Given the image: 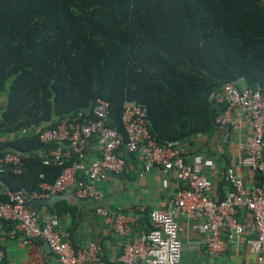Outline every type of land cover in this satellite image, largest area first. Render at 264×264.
Segmentation results:
<instances>
[{
  "label": "trees",
  "instance_id": "obj_1",
  "mask_svg": "<svg viewBox=\"0 0 264 264\" xmlns=\"http://www.w3.org/2000/svg\"><path fill=\"white\" fill-rule=\"evenodd\" d=\"M237 82L264 87V0H0V158L27 154L19 174L0 171V198L41 193L71 163L50 161L54 145L30 126L53 128L102 99L106 126L123 134L134 102L158 145L179 146L211 134L208 96Z\"/></svg>",
  "mask_w": 264,
  "mask_h": 264
},
{
  "label": "built area",
  "instance_id": "obj_2",
  "mask_svg": "<svg viewBox=\"0 0 264 264\" xmlns=\"http://www.w3.org/2000/svg\"><path fill=\"white\" fill-rule=\"evenodd\" d=\"M208 100L218 110L214 119L217 128L233 125V111H240L247 118L248 133L240 137L236 147L242 154L240 167L249 181V188H245L233 168H228L224 176L228 192L222 198L213 197L211 182L200 173L195 156L190 163L176 144L158 145L149 135L143 106L134 102L123 104L120 120L124 132L120 134L105 124L108 103L96 99L89 109L60 119L53 128L30 126L24 130H32L42 144L54 145L48 153L54 164L71 163L62 169L52 184H40L41 193L24 189L4 192L6 200L0 198V238L11 239L17 230L23 245L34 240L42 241L59 264H104L96 243L90 242L83 249H74L68 232L60 228L56 214H50L39 222L27 203L32 199L61 194L76 183L74 196L94 202L93 213L102 218L113 233L125 236L135 216L132 212L112 214L98 205L101 194L97 188L107 176L117 177L123 173L125 153L140 159L142 174L153 166L162 175L172 174L178 188L167 200L169 210L150 211V229L124 242L117 258L119 263L179 264L181 243L174 217L180 215L195 221L204 234L205 255L220 254L228 246L237 250L242 241L253 257L252 264H264V87L251 89L226 83L220 90L211 92ZM89 142L98 147V155L85 163ZM26 156L19 152L5 153L0 158V171L8 169L19 174ZM76 172H82L85 179L76 180ZM238 208L249 214V221L236 218ZM1 223L12 224L13 229L3 228Z\"/></svg>",
  "mask_w": 264,
  "mask_h": 264
},
{
  "label": "crops",
  "instance_id": "obj_3",
  "mask_svg": "<svg viewBox=\"0 0 264 264\" xmlns=\"http://www.w3.org/2000/svg\"><path fill=\"white\" fill-rule=\"evenodd\" d=\"M236 86L244 85L237 82ZM231 120L233 122L231 126L216 127L209 136L198 135L190 142L178 146L186 161L192 163L193 157H196L200 173L211 182V195L216 198H222L228 192V186L224 181L228 168H233L242 179L245 188H249V181L240 167L242 154L236 147L240 137L248 133L247 118L236 110L232 112ZM97 155L98 147L94 142H89L85 151V163H89ZM123 157L125 161L123 173L117 177L107 176L97 188L101 194L98 205L112 214L132 212L135 216L136 219L125 236L113 233L108 224L93 213L95 203L90 200L78 202L73 200L72 203L58 200L52 208L41 205L35 212L39 222L45 220L52 212H57L60 228L68 232L73 248L80 250L90 242L96 243L104 264H121L117 258L124 242L147 232L149 225L144 222V217L148 220V214L152 210L168 211L167 200L178 188L172 174L162 175L154 166L142 174L141 161L136 155L124 153ZM71 187L72 185L64 194ZM71 193L74 195V189ZM68 207H71V210ZM236 218L240 221H249L250 216L245 210L238 208ZM174 220L178 226L177 235L181 243L179 264H252L253 257L247 252L242 241L237 250L228 246L220 254L205 255L204 234L199 231L197 223L180 215H176ZM1 227L13 229V225L9 223H1ZM0 252L2 254L0 264H59L42 241L34 240L28 245H23L17 230L11 239L0 238Z\"/></svg>",
  "mask_w": 264,
  "mask_h": 264
},
{
  "label": "water",
  "instance_id": "obj_4",
  "mask_svg": "<svg viewBox=\"0 0 264 264\" xmlns=\"http://www.w3.org/2000/svg\"><path fill=\"white\" fill-rule=\"evenodd\" d=\"M76 187V183L72 184L71 189H69L65 194L64 192L61 194H54L51 195L48 198H38V199H32L27 203V206L29 207L31 212H36L38 210V207L41 205L44 206H48V207H53V204L58 201V200H66V201H70L71 203L73 202V200L75 202L80 201L79 199H77L72 193V189H75ZM45 244V243H44ZM46 245V244H45ZM47 246V245H46Z\"/></svg>",
  "mask_w": 264,
  "mask_h": 264
}]
</instances>
